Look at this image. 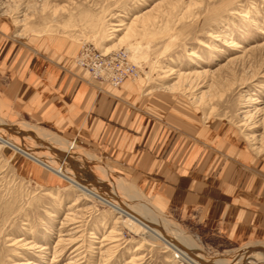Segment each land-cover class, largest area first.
I'll return each instance as SVG.
<instances>
[{"label":"rangeland","instance_id":"374dc122","mask_svg":"<svg viewBox=\"0 0 264 264\" xmlns=\"http://www.w3.org/2000/svg\"><path fill=\"white\" fill-rule=\"evenodd\" d=\"M0 14L20 37L43 32L126 51L142 91L174 95L202 121L233 127L249 152H264V0H0ZM19 158L0 147V264H189L68 181L24 169ZM159 212L208 256L257 264L256 253L264 254V241L230 244L174 211Z\"/></svg>","mask_w":264,"mask_h":264},{"label":"crops","instance_id":"0c3cea01","mask_svg":"<svg viewBox=\"0 0 264 264\" xmlns=\"http://www.w3.org/2000/svg\"><path fill=\"white\" fill-rule=\"evenodd\" d=\"M1 16V119L32 123L106 160L159 211L208 237L264 241V152H249L233 127L202 121L176 96L142 91L137 79L119 87L90 79L74 61L77 42L20 37Z\"/></svg>","mask_w":264,"mask_h":264},{"label":"bare ground","instance_id":"6f19581e","mask_svg":"<svg viewBox=\"0 0 264 264\" xmlns=\"http://www.w3.org/2000/svg\"><path fill=\"white\" fill-rule=\"evenodd\" d=\"M126 55L128 60L133 63L127 53ZM76 59L77 55L74 58L77 64ZM77 65L79 66V64ZM136 68L137 76L125 80L139 78L140 71L137 66ZM82 69L87 73L84 68ZM87 74L89 75V73ZM150 92L152 89L149 90ZM248 111L245 112L246 116H249ZM1 146H6L20 158H25L24 169L32 171V173L39 169V174L44 171V174L48 172V174L58 176L68 181L77 191L107 205L151 239L161 242L174 258L189 264H239V259H241L239 256L227 255L217 259L206 255L196 238L187 235L164 217H160L161 212L154 205L145 202L136 190L126 185L122 178L115 176L107 167L106 162L84 153L73 142L63 141L56 135L41 133L26 124L21 126L8 124L0 118ZM257 148L259 147L257 146ZM48 174V179H51V175ZM255 256L257 264H264L263 253H256ZM134 258L135 256L131 261L136 260ZM72 262L69 261L67 264Z\"/></svg>","mask_w":264,"mask_h":264},{"label":"built area","instance_id":"2783aa9c","mask_svg":"<svg viewBox=\"0 0 264 264\" xmlns=\"http://www.w3.org/2000/svg\"><path fill=\"white\" fill-rule=\"evenodd\" d=\"M122 50L102 52L89 43L82 44L76 62L89 73V78L119 86L126 78L137 76L136 66Z\"/></svg>","mask_w":264,"mask_h":264}]
</instances>
